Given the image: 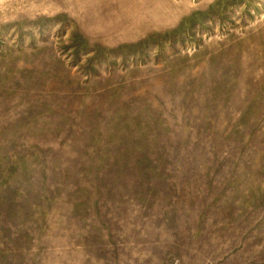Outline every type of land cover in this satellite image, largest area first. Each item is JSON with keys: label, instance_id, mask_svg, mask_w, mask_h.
<instances>
[{"label": "rangeland", "instance_id": "1", "mask_svg": "<svg viewBox=\"0 0 264 264\" xmlns=\"http://www.w3.org/2000/svg\"><path fill=\"white\" fill-rule=\"evenodd\" d=\"M0 264H264V0H0Z\"/></svg>", "mask_w": 264, "mask_h": 264}]
</instances>
